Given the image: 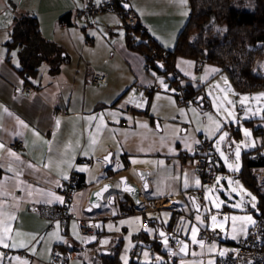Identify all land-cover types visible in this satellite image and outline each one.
I'll use <instances>...</instances> for the list:
<instances>
[{
  "label": "crops",
  "instance_id": "1",
  "mask_svg": "<svg viewBox=\"0 0 264 264\" xmlns=\"http://www.w3.org/2000/svg\"><path fill=\"white\" fill-rule=\"evenodd\" d=\"M126 2L160 46L173 48L189 13L188 0ZM84 4L85 0H35L19 9L6 6V11L0 15V144L3 145L0 148V222L9 224L12 229L5 242L17 245L7 247L11 252L8 257L3 255L2 248L5 247L0 245V264H54L50 263L53 248L72 247V244L76 245L72 248L76 254L67 264L100 263L98 253L101 249L111 248L99 246L101 236L93 247L91 241L79 242L78 218L88 216L97 221V217L91 214L93 210L83 211L82 206L87 204L91 188L111 179L103 159L108 152L112 153L111 169H115L114 162L124 169L119 174L128 173L138 181L133 170H148L149 189L141 190L143 198L173 196L177 200L180 193H189V197L195 195L199 186L196 181L200 182V177L191 164L193 146L200 136L211 138L206 124L197 122L196 117L201 111L193 104L195 102L178 103L167 76L149 67L139 52L126 46L125 28L116 12L105 11L88 19L82 14ZM21 14L35 15L42 36L59 44L67 56L54 74L47 63L41 65L34 81L30 82L37 86L36 90L24 94L19 92L23 78L8 61L17 64V56L11 55V49L6 45L11 24ZM64 14L67 16L63 25L60 18ZM89 27L101 28L106 34L103 37H108L104 38V49L98 55L92 48L94 34ZM81 31L89 35L83 37ZM197 64L192 57H175L174 70L182 79L181 83L189 82L199 87L202 82L217 77V65L203 62L201 69L197 70ZM96 69L107 71L105 83L90 81L91 71ZM154 84L159 88H152ZM137 86L146 88L143 96L138 94ZM215 118L216 123H221V119ZM16 140H21L23 146L11 147ZM261 142L264 148V136ZM213 151L216 153L215 147ZM71 172L82 174L86 185L74 191L69 205L72 217L61 225L41 215L39 208L63 201L57 186ZM117 199L116 209L109 208L113 204L105 199L98 212L108 210L112 215L119 214L120 201L127 202L128 198L124 194L116 195L115 205ZM198 201L201 211L202 201ZM178 203L180 212L191 214L193 219L177 218L170 209L132 214L136 222L141 219L144 228L137 234L145 233L144 237L137 238L135 234L134 238L143 242L151 252L158 251L151 245L155 243L159 227L165 232L166 238L163 237L167 241L171 236L177 240L173 264H216L221 253L226 254L230 244L244 237L257 220V217L250 220L236 234L228 232L224 235L211 229L219 240L205 243L199 236V226L209 227L211 216L205 219L203 211L195 216V209L191 211L184 198ZM249 204L248 210L251 208ZM222 208L228 212L226 215L214 214L217 218L235 216L228 205L218 209ZM162 211L167 215L163 216ZM197 216L200 220L196 219ZM145 218L147 223L143 224ZM98 226L99 222L97 233ZM193 227L197 229V243L192 242ZM163 237L157 238L162 255L167 247L162 246ZM184 245L187 248L182 252ZM23 248L30 255L16 254V250ZM137 252V247L131 249L132 255ZM150 259L144 263L160 264L163 256L159 261L152 255Z\"/></svg>",
  "mask_w": 264,
  "mask_h": 264
},
{
  "label": "trees",
  "instance_id": "2",
  "mask_svg": "<svg viewBox=\"0 0 264 264\" xmlns=\"http://www.w3.org/2000/svg\"><path fill=\"white\" fill-rule=\"evenodd\" d=\"M122 1L115 0V6L121 8ZM188 7L186 22L180 29L173 48L166 49L160 46L140 21L132 27L123 24L126 46L139 52L149 67L165 76L169 71L177 73L174 70V59L177 55H181L192 57L201 64L210 62L217 65V74L226 73L236 93L264 90V74L259 73V70H254L255 60L262 55L261 50L264 51V0H188ZM66 16V14L61 16V23L66 24L64 22ZM213 22L225 26L222 35L212 32L208 23ZM194 31L198 32L197 36L189 41L188 37ZM9 35L10 38L6 45L10 49H17V64L8 61L16 68L25 82H33L44 63L49 65L50 72L54 74L59 70L60 63L67 60L59 44L42 36L37 17L33 14H21L15 17ZM162 52L166 53L163 61L160 60ZM155 61L161 62L166 71L159 72L154 65ZM181 80L180 78L178 81L181 90L179 93L175 91L178 97L182 94L184 102H194L199 94H203L204 106H208L203 85L195 87L189 82L183 84ZM254 120L256 119L251 118L246 122L252 125ZM253 131L255 134H261L262 127L258 126ZM243 163V169L238 176H241L244 183L256 195L260 216H264V191L258 187L253 174L254 170L264 168L262 142L256 143L254 147L245 152ZM217 170H222V166L218 165ZM106 172L108 176L112 175L114 169L108 168ZM85 185L83 175L77 174L73 191ZM126 205V202L121 200L120 211H124L127 208ZM249 209L254 211L252 208ZM256 217L257 222L259 217ZM136 236L141 238L145 236V233L142 231ZM155 236V243L151 246L154 250H160V241L157 239L158 236ZM72 248H76V245L72 244V247L66 245L62 249ZM111 253L113 249L108 254L99 252V264H120L116 256L109 257ZM130 264L146 263L131 261ZM147 264H155V262Z\"/></svg>",
  "mask_w": 264,
  "mask_h": 264
},
{
  "label": "rangeland",
  "instance_id": "3",
  "mask_svg": "<svg viewBox=\"0 0 264 264\" xmlns=\"http://www.w3.org/2000/svg\"><path fill=\"white\" fill-rule=\"evenodd\" d=\"M27 2L32 4L35 2V0H0V15L6 11V6H13L19 9V7L23 8L22 5L27 4ZM122 26L124 28L123 23ZM208 26H211L213 33H219L221 35L225 30V26L223 24L220 25L216 22H213L212 24L208 23ZM97 28H99V26H97ZM2 29L3 27H1V30ZM88 29L94 34V46L92 48L94 49V53L98 55L100 50L104 49V38L107 39L108 37H103V35L106 36V34L104 31L100 30L101 28L90 29L89 27ZM80 33L83 37H85V35H89L88 33L85 34L84 31H81ZM197 34L198 32L194 31V33L188 37L189 41H192L194 38H196ZM261 54L262 55L255 60L254 70H259V73L264 74L263 50H261ZM11 55L14 57L17 56L16 48L11 49ZM201 85H203L205 100L208 102L209 106L199 107L195 103H192L201 111L196 117L197 122L199 125L206 124V128L209 133L208 136L213 138L214 147L219 158L218 165L220 167L222 166V170L217 172L219 175L217 177L219 178V182H217L216 179V183L212 186H208L204 190L203 195L197 198L202 201L203 206L201 211L197 212L196 210H193L189 193L178 194L177 200L179 201L180 199L182 200L184 198L188 202V206L190 207L189 209L191 211L193 210L195 213V216L196 214H200L202 211H207L210 213L213 208H217L216 204L220 205L218 208H221L224 204L228 205L230 212L234 213L235 217H238L235 223L229 218V220L225 221L224 218L216 217L217 223L214 225L212 219L210 218L209 228L217 229L224 235H226L228 232L231 234H236L241 231L243 227L250 221L247 219V217H251V220H255L256 218L253 211L248 210V204L250 202L256 201V195L244 183L241 176L238 175L243 169L245 152L254 147L256 143L261 142L262 137L264 136V99H253V97L264 93V90L260 89L250 92L236 93V91L231 86L228 76L224 72L217 74V77L213 80L211 79L204 83L202 82ZM244 96L249 97V99L242 105L240 100L241 97ZM229 100L232 101V104L227 103ZM229 112L232 113L231 116L228 115ZM209 117H211V119H209ZM215 117L221 119V123H216L215 120L217 119ZM251 118H255L256 120L253 121L252 125H248L246 120ZM217 124L220 125L218 130L216 128ZM258 126L262 127L261 134H255L253 131V129L257 128ZM246 131L250 133V135L246 136ZM224 133H227V136L223 141H220L219 137ZM237 147H239L240 150L239 159L236 157ZM221 152L224 154L223 157L221 156ZM225 157L227 160H225ZM115 163L116 162H114V164ZM229 164L232 165V168H229ZM253 174L258 187L264 191V170H254ZM209 189H213V191L210 192ZM205 197L208 198L206 199ZM252 197H255V200H253ZM221 201L223 203H221ZM237 204H239L240 207L234 206ZM86 206L87 204L82 206L83 211ZM117 206L118 199L116 205L113 204L109 208L116 209ZM98 209H100V207L93 209L91 214L97 217L96 219L99 222L98 235L99 237L101 236V243H99V246L106 245V248L109 247L113 249V253L109 254V257L116 256L120 264H125V260H127V264H130L131 261H139L143 263L148 262L151 255L158 261L161 256H163V259L165 258L164 252L163 255L159 252V250L151 252V250L148 249L143 242L134 238V235L137 234L138 231L144 229L141 227V219L138 218L139 221L136 222L132 214L112 215L108 210L99 213ZM161 213L163 216L167 215L166 212L162 211ZM210 216L212 217L215 215L210 213ZM130 219L131 221H129ZM79 235V242L87 243L91 241L90 246L93 247L92 244L95 242L94 237L83 236L80 233ZM164 245L165 244L163 243V248ZM134 247H137L138 252L135 255H132L131 249ZM144 253L148 254L147 257H145ZM98 258H100L99 254ZM150 261H152V259H150Z\"/></svg>",
  "mask_w": 264,
  "mask_h": 264
},
{
  "label": "built area",
  "instance_id": "4",
  "mask_svg": "<svg viewBox=\"0 0 264 264\" xmlns=\"http://www.w3.org/2000/svg\"><path fill=\"white\" fill-rule=\"evenodd\" d=\"M115 0H85L84 7L82 9V14L84 17L90 19L94 18L97 14L101 12H116L124 25L135 26L139 22L137 14L132 9L117 8L115 6ZM63 25L65 23H62ZM166 53H161V61L164 60ZM197 70L201 69V63L197 64ZM167 78L172 82V85L177 93L181 90L180 76L169 71L167 73ZM90 81L95 84H102L107 81V71L105 69L92 70L90 74ZM152 88L158 89L159 85L154 84ZM37 86L31 83L23 82L19 86V92L31 93L36 90ZM136 90L140 96H143L146 88L143 86H137ZM179 95V94H178ZM177 102L183 103L182 94L178 97ZM11 147L18 148L23 146L21 140H16L12 142ZM214 143L213 140L206 136H200L196 139L193 146V157L191 164L195 169L196 173L200 177L199 186L195 190V195L198 198L203 195L204 190L208 186H212L216 183L218 175V156L213 151ZM77 180V174L71 172L68 178L61 181L57 190L62 194L63 201L58 204L52 205H41L39 212L41 215L47 217L51 221L60 223L61 225L66 224L68 220L72 217L69 210V205L73 197V185ZM127 208L124 211H120L119 215L128 214H148L156 212L160 209H170L175 212L176 217H183L187 219H193L191 214H182L180 212L179 203L173 196L159 197L154 199H146L141 196V204L135 206L130 200L126 202ZM227 210L222 209H212L210 213L218 215H226ZM209 212L204 211L203 217L208 219ZM147 223V219H143V224ZM79 232L83 236H92L94 241L99 242V235L97 233V228L95 226V220L88 216H83L78 218ZM199 236L203 239L205 243L211 241H218V235L215 231L209 229L207 225L199 226ZM177 246V240L174 237H169L167 241V247L164 250L165 258L160 262V264H173L175 261L174 249ZM3 255L5 257L10 256L11 252L8 248H2ZM18 256H23L25 254L30 255L27 249L23 248L21 250H16ZM76 251L72 249H62L55 246L51 252L50 263L54 264H67L68 260L75 256ZM216 264H264V216H260L256 224H254L246 236L239 238L238 240L230 244L229 251L217 258Z\"/></svg>",
  "mask_w": 264,
  "mask_h": 264
},
{
  "label": "water",
  "instance_id": "5",
  "mask_svg": "<svg viewBox=\"0 0 264 264\" xmlns=\"http://www.w3.org/2000/svg\"><path fill=\"white\" fill-rule=\"evenodd\" d=\"M121 7L124 9L130 8L129 3L126 2V0H123L121 2ZM155 67L157 70L161 73L166 71V68L164 65L159 62H154ZM194 102L199 104V106L203 107V94H199L195 99ZM107 157V159H105ZM112 153L108 152L103 156V159L105 161L104 167L105 168H111V161ZM124 169H120L118 167V163L115 164L114 173L110 175L111 179L103 181L100 185L93 187L89 190V196L87 200V206L85 207V210L92 211L93 209H97L100 207L101 203L107 199L109 204H114L116 200V195L124 194L128 200H130L135 206H138L141 204V195L142 191H147L149 189V181H148V170L142 169V168H136L133 170V175L137 177L136 181L135 179L131 178L130 174L128 173H122L119 174V172L123 171ZM114 179V180H113ZM107 187V190L105 191V188ZM97 193H100V195H97ZM190 201L193 205V208L199 212L200 211V203L196 197V195L192 194L190 196ZM198 206V207H197ZM249 206L254 210V213L256 216H260V210L255 202H251ZM98 225V222H95V226ZM165 232L161 227L158 228V237H162L160 233ZM165 236V235H164ZM110 252L109 249H101L100 253L102 254H108Z\"/></svg>",
  "mask_w": 264,
  "mask_h": 264
},
{
  "label": "snow or ice",
  "instance_id": "6",
  "mask_svg": "<svg viewBox=\"0 0 264 264\" xmlns=\"http://www.w3.org/2000/svg\"><path fill=\"white\" fill-rule=\"evenodd\" d=\"M213 71H215V69H213ZM248 99H249V97H247V96L241 97L240 103L243 105L244 102L247 101ZM253 99H255V100L264 99V93H261L259 96L253 97ZM227 103H228V104H232V101L229 100V101H227ZM138 106H139V105H138ZM228 115L231 116L232 113L229 112ZM209 119H211V117H209ZM57 123H59V122H57ZM219 127H220V125L217 124V125H216L217 130L219 129ZM245 135L248 136V135H250V133H248V132L246 131V132H245ZM226 136H227V133H224L223 135H221V136L219 137V140H220V141H223V140L225 139ZM2 147H3V145L0 144V148H2ZM13 155H14V154H13ZM223 155H224L223 152H221V156H222V157H223ZM239 155H240V150H239V147H237V149H236V157H237V159H239ZM105 159H107V157H106ZM225 160H227L226 157H225ZM228 166H229V168H232V165H231V164H229ZM217 182H219V178H217ZM199 183H200L199 180H197V181H196V184L199 185ZM230 183H231V182H230ZM185 187H187V184H185ZM106 190H107V187L105 188V191H106ZM209 191L211 192V191H213V189H209ZM97 195H100V193H97ZM205 198L207 199L208 197H205ZM252 199L255 200V197H252ZM221 203H223V202L221 201ZM219 206H220L219 204H216V207H217V208H218ZM234 206H235V207H240L239 204L234 205ZM197 207H198V206H197ZM196 219H197V220H200V217L197 216ZM211 219H212L213 224L215 225V224L217 223V218H216V216H212ZM231 219H232L233 221H235V220L238 219V217L233 216ZM247 219H248V220H251V217H247ZM224 220L227 221V220H228V217H227V216L224 217ZM0 229H2V232H0V245H3V247H5V248H7V247H9V246H11V247H16L17 245H16L15 243L9 245L8 243L5 242V241L9 238L8 234H9V233L11 232V230H12V229H11V226H10L9 224H7V223L0 222ZM191 231H192V242H193V243H197V239H196L197 229H196L195 227H193V228L191 229ZM17 235H19V233H17ZM160 235L163 237L165 234H164L163 232H161ZM164 243H165V245L167 244V239L164 240ZM200 243H201V246H203V242L201 241ZM21 246H23V245H21ZM186 248H187V245H184V246L181 248V251H182V252L185 251ZM144 255H145V257H147L148 254H147V253H144ZM221 255H223V253H221ZM17 259H19V258H17ZM22 264H26V262H22ZM125 264H127V260H125Z\"/></svg>",
  "mask_w": 264,
  "mask_h": 264
}]
</instances>
